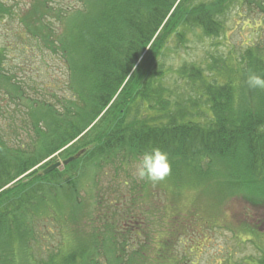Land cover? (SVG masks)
Listing matches in <instances>:
<instances>
[{"label": "trees", "instance_id": "obj_1", "mask_svg": "<svg viewBox=\"0 0 264 264\" xmlns=\"http://www.w3.org/2000/svg\"><path fill=\"white\" fill-rule=\"evenodd\" d=\"M50 1L32 0L17 19L41 47L64 58L69 96L56 97L55 104L48 99L26 104L25 121L32 131H26L30 134L26 145L12 148L0 137V264L170 262L173 242L164 236L177 234L179 219L166 210L155 218L156 207L142 214L151 234L158 236L152 247L126 249L120 244L115 250V239H109L117 227L102 220L104 233L114 232L111 237L101 233L94 221L89 227L96 244L87 240L69 246V240H62L60 246L37 258L38 248L30 246L36 240L34 223L51 211L60 217L67 203L80 198L78 181L87 169L84 164L96 168L118 154L139 156L154 147L168 152L173 174H179L182 167L199 172L196 160L206 156L208 162L220 166L217 176L224 178L227 187H264V90L250 89L245 82L249 72L264 74V42H250L238 57L212 60L207 67L210 78L198 64L179 69V75L198 88L199 98L208 103V124H197L184 108L189 99L177 100L172 86L164 85L162 78L168 71L164 51L170 42L183 43L196 29L206 37H216L223 30L225 9L236 6L251 11L258 0H79L78 7L65 9H52ZM10 15L11 5L0 0V20ZM51 16L61 24V31L48 23ZM1 81L6 94L22 97L19 82L0 66ZM79 150L82 154L62 169L39 175L56 158ZM134 184L139 190L145 186ZM118 209L114 218L135 216L127 212L129 205ZM89 211L95 212L94 208ZM120 228L119 234L129 230ZM247 259L264 264L261 255Z\"/></svg>", "mask_w": 264, "mask_h": 264}, {"label": "rangeland", "instance_id": "obj_2", "mask_svg": "<svg viewBox=\"0 0 264 264\" xmlns=\"http://www.w3.org/2000/svg\"><path fill=\"white\" fill-rule=\"evenodd\" d=\"M2 1L11 5L12 15L0 20V66L2 72L12 75L19 82L23 95L18 97L6 94L2 88L3 81L0 82V137L9 147L17 148L29 142L30 134L26 131H31L25 121L27 112L24 107L34 99H48L55 104L56 97L69 96L66 87L67 71L61 54L41 47L38 40L25 33L17 19L18 13L29 7L32 0ZM198 1L209 3L212 0ZM256 3L251 11L243 8L241 11L236 6L225 9L221 15L223 30L218 36L206 37L196 29L186 35L183 43L170 42L169 48L164 51V68L168 71L162 76L163 83L172 86L177 100L180 97L189 99L190 102L185 101L184 108L189 110L197 124H208L211 112L204 98H199L198 88L182 78L179 69L183 65L198 64L210 78L211 72L207 67L212 60L223 56L238 57L250 42H264V0ZM48 5L52 9H65L78 7L80 2L51 0ZM48 23L54 29L60 27L58 31H61V24L53 16L49 17ZM127 156L125 158L118 154L112 160L106 159L95 169L84 164L87 169L82 170L78 181L80 198L67 203L60 217L51 211L47 218L38 219L34 223L36 240L30 246L38 248L35 257L46 256L60 246L62 240H69V246L87 240L90 245L96 244V238L91 237L89 223L98 222L99 229L103 230L102 220L113 222L117 227L114 236L109 239H115V250L120 248V244L126 249L129 246H151L158 236L156 232L151 234L146 224L147 218L142 214L149 207H156L160 212L157 211L155 218L166 210L171 216L176 213L180 224L174 237L164 236L173 242V248L170 249V262L165 261L163 264H255L247 258L256 260L259 255L264 261V187H259L258 190L253 187H227L224 178L217 176L216 170L220 166L212 161L208 162L206 156L196 160L199 172L191 167H182L179 174L171 172L165 180L153 183L141 180L136 175L142 155ZM63 159L65 158L58 157L55 161L61 162ZM134 182H143L145 186L139 190ZM138 194L141 195V200L138 199ZM96 199L100 204L97 205ZM95 205L100 207L99 212ZM128 205L127 212L135 213L134 217L122 220L114 218L118 208H126ZM114 207L116 213L112 214ZM89 208H94L95 212L89 213ZM105 215L111 220L106 221ZM87 216L94 219L89 220ZM122 225L130 231L119 234L117 230ZM104 232L105 230L101 231ZM136 232L139 236L135 235ZM113 233L104 234L111 237ZM146 236L149 237V242ZM145 241L147 244H144ZM155 259V255H152L150 262L154 263ZM103 261L104 258L100 256V262Z\"/></svg>", "mask_w": 264, "mask_h": 264}, {"label": "clouds", "instance_id": "obj_3", "mask_svg": "<svg viewBox=\"0 0 264 264\" xmlns=\"http://www.w3.org/2000/svg\"><path fill=\"white\" fill-rule=\"evenodd\" d=\"M246 84L250 89L264 90V74L249 72ZM172 166L167 151L154 147L145 151L139 158L136 175L141 180L158 183L165 180L171 173Z\"/></svg>", "mask_w": 264, "mask_h": 264}, {"label": "water", "instance_id": "obj_4", "mask_svg": "<svg viewBox=\"0 0 264 264\" xmlns=\"http://www.w3.org/2000/svg\"><path fill=\"white\" fill-rule=\"evenodd\" d=\"M83 150H79L78 152H76L74 155H71L63 160H61V162L59 160L54 161L52 163H50L48 166H46L40 173L39 175H43L46 174L50 171H52L55 168H62L64 165L68 164L69 162L73 161L74 159H77L81 154H82Z\"/></svg>", "mask_w": 264, "mask_h": 264}]
</instances>
